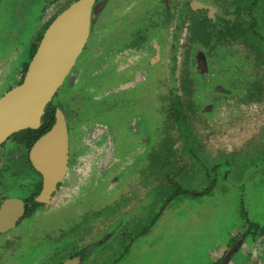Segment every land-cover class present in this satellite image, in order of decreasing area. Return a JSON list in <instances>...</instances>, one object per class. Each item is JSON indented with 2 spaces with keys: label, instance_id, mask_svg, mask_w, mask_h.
<instances>
[{
  "label": "rangeland",
  "instance_id": "1",
  "mask_svg": "<svg viewBox=\"0 0 264 264\" xmlns=\"http://www.w3.org/2000/svg\"><path fill=\"white\" fill-rule=\"evenodd\" d=\"M69 1L0 0V92L7 90L5 79L9 78L12 86L18 82L17 72L23 75L43 24ZM153 1L140 0L133 9L148 7ZM188 1L172 0L175 10L171 11L180 13ZM252 1L244 0V5ZM131 2L118 0L116 6L128 7ZM216 6L214 14L224 16L226 9L221 1ZM253 8L257 22L253 41L264 49V0H257ZM114 11V6L108 10L110 27ZM104 28L97 25L94 36L107 34L101 32ZM190 32L185 25L177 37H171L176 51H171L168 44L164 48L166 78L162 83L167 87L174 85V78L180 80ZM101 38V42H87L77 62L84 91L69 97L84 107V120L105 125L106 133L113 137L114 153L122 166L120 179L113 188L101 183L82 196L74 209L72 206L64 211L63 222L71 226L72 233L61 241L63 257L69 249L80 246L82 237L93 242L108 233L109 237L88 253L97 264H262L264 72L253 78L247 59L231 50L220 51L213 66L214 87L200 83L198 90L200 101L213 104L205 114L209 122L194 119L197 125H203L200 128L165 117L161 104L164 91L158 84L160 67L151 66L145 80L117 88L130 77L110 56L103 52L98 55L100 44L108 42L106 36ZM122 38L116 40L122 43ZM240 46L242 55L248 53V47ZM197 49L205 50L200 44L192 53ZM69 79L70 75L64 87ZM217 85L233 94L235 100L220 104L221 97L228 95L217 91ZM82 134L81 128H74L73 142ZM82 217L87 227L104 219L107 226L84 232L79 221ZM31 241L38 244L31 250L33 264L41 261L51 245L40 233L33 234ZM28 243V238L24 239L23 246L28 247ZM29 262L28 257L23 258V264Z\"/></svg>",
  "mask_w": 264,
  "mask_h": 264
},
{
  "label": "flooded vegetation",
  "instance_id": "2",
  "mask_svg": "<svg viewBox=\"0 0 264 264\" xmlns=\"http://www.w3.org/2000/svg\"><path fill=\"white\" fill-rule=\"evenodd\" d=\"M73 1L75 0H70L58 14ZM220 1L226 9L222 17L214 14V11L218 10L216 5ZM116 2L118 0H95L91 31L87 42L91 39L101 42L104 39H100L101 36L108 38L106 44L105 42L100 44L98 55L103 52L110 56L119 70L130 77L117 88L125 89L138 81L145 80L151 66L162 68L158 79V84L164 91L161 104L165 117L173 122H189L201 128L203 125H197L195 118H198V122L210 121L205 114L213 108V104L200 101L202 94L198 90L200 83L214 87L216 80L213 78V66L217 65V55L220 51L231 50L236 55L240 54L247 59L250 64L249 72L252 73L253 78L258 73L264 72V49L262 45L253 41L254 34L257 33L253 5L257 0H253L249 6L244 5V0H214V2L189 0L182 6L183 10L180 13L171 11L175 10L172 0H154L148 7L136 10L133 9V5L138 4L140 0H133L128 7H118ZM111 6L116 9L112 12L113 24L116 23L124 28L118 29L113 24V28L108 26L107 20L111 17L108 10ZM99 9H103V14L101 12L98 16ZM103 15L105 19H101ZM178 16L179 19H177ZM97 25L101 28L106 27L101 32L107 31V34L94 36ZM185 25L191 32L190 39L185 43L180 80L174 78V85L167 87L168 85L162 83L166 78L164 48L168 44L171 51H176L175 42H171L170 39L177 37ZM40 31L42 32V28ZM117 38H122V43L118 42ZM200 44L205 50L197 49L193 54L194 46ZM240 45L248 47V53L245 52L246 54L242 55ZM33 47L34 44L23 75L17 72L18 82L13 86L9 78L5 79L7 90L4 93L0 92V98L23 81L29 63L36 52L35 50L32 53ZM83 51L66 76L67 78L70 75L68 85L64 87L63 82L58 87L46 106L39 124L35 128L28 127L15 131L0 142V264H23V258L26 257L30 259L29 264H31L34 260L31 261L33 257L31 250L38 245L37 242H32L31 238L36 233L48 237L50 242L47 241V243L51 247L49 251L43 252L44 257L40 262L33 264H49L52 260H56L53 264H64L69 260L72 261L71 264H97V261L88 253L109 237L107 233L99 240L92 242L89 237L84 236L80 239V246L77 249H69L68 255L63 257L64 250L62 252L61 249L64 247L61 241L72 233L71 226H65L63 222L64 211L72 206L74 209L82 196L99 187L101 183H109V188L117 185L122 167L114 153L113 137L106 133L105 125L84 120L82 118L84 107L76 105L69 97L70 94L73 95L72 98L80 96L84 91V81L82 82V76L77 68L78 59ZM174 57L175 65L173 66L176 68V53ZM216 90L228 95L221 97L220 104H229L234 97L221 85H217ZM166 101L169 105L165 104ZM58 112L64 115L67 125V168L61 175L49 180L34 163L32 148L35 142L53 127ZM74 128H81L83 131L80 140L75 142L72 139ZM93 210L97 211L95 207ZM111 220L110 223H112ZM79 221L82 222L84 232L92 231L95 226L100 230L107 226L105 219L103 222L91 223L88 227L84 217ZM26 238L29 240L28 247L23 246Z\"/></svg>",
  "mask_w": 264,
  "mask_h": 264
},
{
  "label": "water",
  "instance_id": "3",
  "mask_svg": "<svg viewBox=\"0 0 264 264\" xmlns=\"http://www.w3.org/2000/svg\"><path fill=\"white\" fill-rule=\"evenodd\" d=\"M94 2L73 1L46 28L23 81L0 98V142L15 131L39 124L46 106L87 43ZM66 130L64 115L58 112L53 127L33 145L34 163L49 180L67 168ZM71 263L69 260L64 264Z\"/></svg>",
  "mask_w": 264,
  "mask_h": 264
},
{
  "label": "trees",
  "instance_id": "4",
  "mask_svg": "<svg viewBox=\"0 0 264 264\" xmlns=\"http://www.w3.org/2000/svg\"><path fill=\"white\" fill-rule=\"evenodd\" d=\"M57 14H58V12L55 13V14H53V15L47 20V22L44 24V26L42 27V32H41V34H40V36H39V38H38V42H37V43H34V47H33V52H32V53L35 52V50H36V48H37V46H38V44H39V41H40L41 37L43 36V32L45 31V29L48 27V25L51 23V21L53 20V18H54ZM27 65H28V64H27ZM46 118H47V115L45 116V119H46Z\"/></svg>",
  "mask_w": 264,
  "mask_h": 264
}]
</instances>
